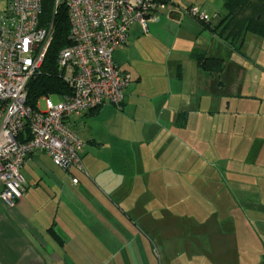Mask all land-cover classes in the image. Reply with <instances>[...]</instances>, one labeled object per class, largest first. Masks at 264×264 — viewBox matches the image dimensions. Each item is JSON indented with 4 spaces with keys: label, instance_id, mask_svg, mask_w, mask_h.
Wrapping results in <instances>:
<instances>
[{
    "label": "crops",
    "instance_id": "1",
    "mask_svg": "<svg viewBox=\"0 0 264 264\" xmlns=\"http://www.w3.org/2000/svg\"><path fill=\"white\" fill-rule=\"evenodd\" d=\"M159 1L158 20L145 29L132 24L112 54L130 78L121 107L105 103L69 118L85 144V173L36 151L20 169L24 195L13 206L0 199V264H111L121 240H144L128 231L132 223L166 237L181 228L183 243L207 247L182 253L183 264H219L227 257L214 243L249 251L234 191L249 203L264 195V36L244 32L234 50L218 33L225 0ZM192 5L209 21L187 14ZM198 55L221 59V70L203 69ZM141 187L153 196L161 189L164 198H201L212 210L204 213L197 200L187 209L185 199L175 200L178 209L171 201L159 209L127 205ZM192 213L194 236L181 222Z\"/></svg>",
    "mask_w": 264,
    "mask_h": 264
},
{
    "label": "built area",
    "instance_id": "2",
    "mask_svg": "<svg viewBox=\"0 0 264 264\" xmlns=\"http://www.w3.org/2000/svg\"><path fill=\"white\" fill-rule=\"evenodd\" d=\"M0 5V199L13 206L25 192L20 169L36 151L65 170L85 173V144L71 129L69 118L105 103L121 107L130 78L116 67L112 54L125 43L132 24L145 29L148 22L158 20L155 12L162 3L53 0V8H66L69 21V45L57 56L69 92L56 102L52 95L43 96L34 106L26 103L28 83L40 72L53 23L40 24L42 0H0ZM186 13L209 21L198 6L188 7Z\"/></svg>",
    "mask_w": 264,
    "mask_h": 264
},
{
    "label": "rangeland",
    "instance_id": "3",
    "mask_svg": "<svg viewBox=\"0 0 264 264\" xmlns=\"http://www.w3.org/2000/svg\"><path fill=\"white\" fill-rule=\"evenodd\" d=\"M52 101L56 102L57 100L56 98H52ZM40 107L41 109H44L43 101H40ZM142 150L147 153L146 146H143ZM70 171L75 170L70 169ZM147 189L148 188H146V190ZM148 191L149 190L143 191V188L141 187L139 189L140 194L136 190L134 192V196L132 198H128L126 204L128 205L130 200H139V204H141L140 208L147 209L149 207H155L159 209L163 208V206H167V202L171 201L172 208L175 207L178 209V207H182V205H184L185 208L189 209L193 206V203H195V206L197 203V206H200L204 211H206L204 213H209L208 211L212 210L211 204L206 203L201 198H176V195L172 198H164L163 196H161V189H156L154 196L151 195V193H148ZM234 193L235 205L237 207L236 210L237 212H239V214H241V218H239L240 220L238 221H242L241 223L245 226H243L245 231L247 230V228L250 231V234L248 233L250 249L249 251L239 249L231 250V248H229V246L226 244L214 243L216 239L211 240L214 243L213 247L216 249V252L219 253V255L221 254L226 256L227 258L225 259H228L230 264H237L239 258L242 264H264V195H262L261 193V196L254 198L253 202L251 201L249 203L248 201H243L244 198L238 197L235 191ZM176 199L185 200H183L184 203H182L181 205L175 203ZM200 200H202V203L200 202ZM146 202L149 203L148 207L146 206ZM142 203H144L145 205H142ZM120 207L122 209H125L124 204H120ZM123 211L126 212V210ZM237 212L236 214H238ZM127 215H129V212L127 213ZM180 215L181 213L176 211L174 213V216H172L171 218L172 220H175L174 218H177ZM191 215V218H185L181 221L184 222V225L187 226V229L186 227L184 228V226L183 229H185L188 234L192 233L191 231L194 229L191 222L192 218L195 216H193V213ZM205 215L208 217L212 216L211 214ZM184 216H190L189 212L185 211ZM123 217L128 220V217H126L124 213ZM131 219L134 220V218ZM218 223H221L220 220ZM139 225H135L132 223V228H129L128 231H138L140 235L139 238H143L145 241L140 240L138 244H136V240H121V243L117 244V248L120 246L121 248H124V250L121 252L120 256L117 255L113 260H111V264H183V262L179 259V256L182 253H188L189 250L191 251V253H193L194 251H198V249H201V247H203V250H206L207 248L205 245L199 246L197 244H194V240L190 242L189 238L187 239V241H184V243L187 242L188 244H184L182 241V233L184 234V231L181 228H177L176 230L171 232L168 237H166V235L163 234V230L161 229L151 230L139 227ZM140 226H142V224ZM218 226L224 227L222 224H218ZM123 232L125 233L127 232V230H123ZM185 256H187V254ZM110 258H112L111 254H108L104 261ZM224 260H219V264H223ZM197 263L200 262H193L189 260L186 264Z\"/></svg>",
    "mask_w": 264,
    "mask_h": 264
},
{
    "label": "trees",
    "instance_id": "4",
    "mask_svg": "<svg viewBox=\"0 0 264 264\" xmlns=\"http://www.w3.org/2000/svg\"><path fill=\"white\" fill-rule=\"evenodd\" d=\"M52 4L53 0H42L40 24L52 22L54 31L40 72L28 83L26 103L30 106H34L43 96L52 95L57 100L59 95L69 92V87L62 80L57 65L58 53L69 45V21L66 8L64 6L53 8ZM224 8L227 12L223 19L225 26L218 33L224 35L231 48L237 50L244 32L264 36V0H225ZM196 60L203 69L212 71L221 70L223 63L221 59L203 55L196 56Z\"/></svg>",
    "mask_w": 264,
    "mask_h": 264
}]
</instances>
